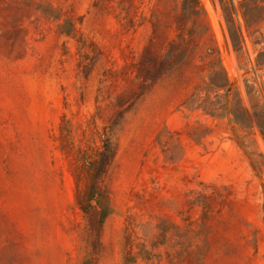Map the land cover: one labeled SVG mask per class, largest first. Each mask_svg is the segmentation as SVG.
<instances>
[{
	"label": "rangeland",
	"instance_id": "rangeland-1",
	"mask_svg": "<svg viewBox=\"0 0 264 264\" xmlns=\"http://www.w3.org/2000/svg\"><path fill=\"white\" fill-rule=\"evenodd\" d=\"M197 1L0 0V264H264V18Z\"/></svg>",
	"mask_w": 264,
	"mask_h": 264
},
{
	"label": "trees",
	"instance_id": "trees-1",
	"mask_svg": "<svg viewBox=\"0 0 264 264\" xmlns=\"http://www.w3.org/2000/svg\"><path fill=\"white\" fill-rule=\"evenodd\" d=\"M184 7L186 8V10L193 13H198L202 10L197 0H184ZM221 8L224 21L227 25L228 37L232 43L233 48L236 49L238 44L244 41L243 33L241 29L238 28L233 22L232 6L230 4H222ZM239 9L244 21L246 31L249 30L250 26L256 20L264 18V0H241L239 3ZM259 54L264 55L263 52L258 53V55ZM255 61L257 65H260L262 62V60H260L259 58H256ZM260 128L262 129V126H260Z\"/></svg>",
	"mask_w": 264,
	"mask_h": 264
}]
</instances>
